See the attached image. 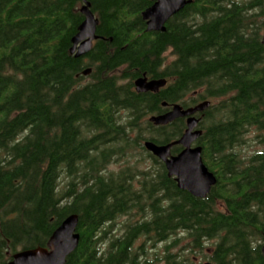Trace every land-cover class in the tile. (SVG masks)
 Returning <instances> with one entry per match:
<instances>
[{"label":"trees","instance_id":"16d2710c","mask_svg":"<svg viewBox=\"0 0 264 264\" xmlns=\"http://www.w3.org/2000/svg\"><path fill=\"white\" fill-rule=\"evenodd\" d=\"M191 1L148 33L151 0H88L98 38L77 59L82 0H0V264L73 214L66 264H264V0ZM144 75L168 84L140 94ZM208 100L198 145L217 184L198 199L144 143L187 129L152 115ZM251 131L262 149L246 154Z\"/></svg>","mask_w":264,"mask_h":264},{"label":"water","instance_id":"95a60500","mask_svg":"<svg viewBox=\"0 0 264 264\" xmlns=\"http://www.w3.org/2000/svg\"><path fill=\"white\" fill-rule=\"evenodd\" d=\"M82 1L83 6L80 12L84 16V21L72 40L70 50L71 55L77 59L88 56L98 38L99 21L92 12L88 0ZM151 1L153 2L152 6L142 13L143 19L147 22L149 33L166 32L168 21L192 3L191 0ZM91 71L92 69L89 68L83 75L88 76ZM166 85L165 79L149 80L146 75L135 81V89L140 94L158 92ZM163 106H166V103ZM210 107V101H204L187 109L180 104H175L164 114L152 115L149 122L154 126H167L179 119H186L187 129L179 140L168 145H157L153 141L144 143L147 152L165 165L168 176L175 179L178 188L198 199H205L217 184L216 174L211 172L204 163L203 148L193 146L203 135V131L198 128L200 119L196 115L203 114ZM174 146H181L183 150L178 155H173L172 148ZM79 221L77 214L68 216L54 231L46 247L18 251L12 255L9 264H66L68 257L80 245ZM262 254L264 257V245Z\"/></svg>","mask_w":264,"mask_h":264},{"label":"rangeland","instance_id":"374dc122","mask_svg":"<svg viewBox=\"0 0 264 264\" xmlns=\"http://www.w3.org/2000/svg\"><path fill=\"white\" fill-rule=\"evenodd\" d=\"M168 58L171 59L172 56L170 54H168ZM255 133L253 131L247 133V136H246V143L245 145L240 149L242 150L244 153L246 154H251L255 151H259L262 149L261 146L258 145V142L255 141ZM144 157H146L144 155ZM136 159V157H134ZM134 161V160H132ZM152 163L151 160H147L142 164L141 168L144 169V168H147L150 164ZM119 168H121V166L119 165H112L110 166V170H118ZM129 218L128 217H122L120 218L119 220L116 221V224L114 226V231H119L121 230V228L123 227L124 223L127 222ZM186 243H190V241H184L182 242L181 244L184 246ZM209 254V253H208ZM207 263H211V261H208V260H204V264H207Z\"/></svg>","mask_w":264,"mask_h":264},{"label":"flooded vegetation","instance_id":"af4514ba","mask_svg":"<svg viewBox=\"0 0 264 264\" xmlns=\"http://www.w3.org/2000/svg\"><path fill=\"white\" fill-rule=\"evenodd\" d=\"M150 7H151V6H150ZM147 9H148V8H147ZM147 9H146V10H147ZM146 10H145V11H146ZM179 14H180V13H179ZM177 15H178V14H177ZM95 17H96V16H95ZM174 17H175V16H174ZM96 19H97V18H96ZM142 19H143V17H142ZM143 20H144V19H143ZM170 20H171V19H170ZM170 20H169V21H170ZM144 21H145V20H144ZM169 21H168V22H169ZM145 22H146V21H145ZM167 24H168V23H167ZM167 24H166V28H167ZM146 26H147V22H146ZM147 32H148V31H147ZM148 33H149V32H148ZM152 33H156V32H152ZM146 77H147V76H146ZM148 79H149V80H154V79H150V78H148ZM167 84H168V83H167ZM166 86H167V85H166ZM166 86H165V87H166ZM165 87H164V88H165ZM164 88H162V89H164ZM162 89H160L159 91H161ZM159 91H158V92H159ZM149 93H152V92H149ZM155 93H156V92H155ZM145 94H146V93H145ZM208 101H210V100H208ZM203 102H204V101H203ZM210 102H211V101H210ZM211 105H212V102H211ZM194 107H195V106H194ZM190 108H191V107H190ZM185 109H187V108H185ZM204 114H205V112H204L203 114H198V115H196V116H197L198 118H199V117L204 118V117H205ZM199 119H200V118H199ZM184 120H185V122H186V119H184ZM186 124H187V123H186ZM198 128L200 129V127H198ZM201 130H202V129H201ZM202 131H203V130H202ZM198 141H199V140H198ZM198 141L195 142V143L193 144L194 147L200 146V145H198ZM182 150H183V149H182ZM177 155H178V154H177ZM204 163H205V162H204ZM263 245H264V244H263ZM263 245H262V247H263Z\"/></svg>","mask_w":264,"mask_h":264}]
</instances>
